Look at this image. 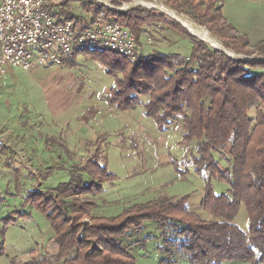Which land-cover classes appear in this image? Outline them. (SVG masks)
<instances>
[{"label":"trees","instance_id":"obj_1","mask_svg":"<svg viewBox=\"0 0 264 264\" xmlns=\"http://www.w3.org/2000/svg\"><path fill=\"white\" fill-rule=\"evenodd\" d=\"M167 1L171 8L188 13L206 27L226 48L250 55L259 52L264 57V40L255 52L249 50V36L224 16L223 0ZM72 3L79 4L85 13L77 15ZM120 4L112 0L113 6ZM49 9L55 16L73 19L78 25L85 24L86 18L101 16L129 29L139 40L145 34L157 39L164 23L163 27L178 30L191 41L187 55L152 49L139 62L107 50L76 54L92 51L114 75V68L122 69L126 61L135 64L129 76H115L116 86L109 91V102L121 110L142 105L145 115L155 119L161 129L173 120L182 122L183 143L197 147L192 155L194 172L205 181L200 206L210 216L193 210L189 195L162 194L134 204L117 216L100 218L82 230L81 220L91 217V207L96 204H77L64 194L72 191L73 196L93 189L94 182L85 184L73 177L56 188V198L47 192L36 194V205L54 229L50 241L55 252L30 257L22 264H136L122 238L129 230L141 229L146 221L159 223L165 236L160 246L163 252L174 255L176 247L190 264H264V59H236L192 35L166 13L144 6L118 11L98 0H55ZM144 95L148 99L142 102L140 96ZM254 108L256 115L252 117L250 111ZM6 151L0 143V155ZM216 153L224 155L225 168ZM92 159L83 170L96 175ZM214 180L226 182L227 190L216 192ZM242 205L249 219L248 230L236 221ZM66 212L72 214L71 218ZM169 228L173 236L168 235ZM4 254L0 249V256Z\"/></svg>","mask_w":264,"mask_h":264},{"label":"rangeland","instance_id":"obj_2","mask_svg":"<svg viewBox=\"0 0 264 264\" xmlns=\"http://www.w3.org/2000/svg\"><path fill=\"white\" fill-rule=\"evenodd\" d=\"M98 1L105 4L102 0ZM108 1L105 5H112V0ZM132 1L118 0L121 4L118 7L112 6L120 8ZM145 2L153 6L160 5L161 8L157 9L168 13L169 18L179 23L180 27L186 28L187 25L177 21L169 13L172 10L208 30L195 22L188 13L171 8L172 5L167 0ZM72 5L77 15L85 13L79 4ZM228 7L231 13L238 10L233 3ZM161 24L163 29L156 35L157 39L145 45L144 56L130 58L131 60L141 61L152 49L180 52L183 55L190 53L191 41L178 30L163 27L164 23ZM189 29L208 44L219 46L236 59H264L259 52L250 55L226 48L209 31L207 33L216 40ZM148 36L151 35L145 34L143 38ZM249 39V50L255 52L258 43L264 40V34L251 33ZM70 60L64 62V68L46 64L44 71L24 75L20 68L17 70V77L13 79L9 76L4 78L12 68L8 66L7 74L0 78V123L5 120L16 124L18 121L21 127L6 135L8 139L5 142L0 136V143L7 148V154L0 156V249L3 248L5 252L0 256V264H22L30 257H41L55 252L50 241L54 229L47 215L36 205L35 198L39 192L50 193L56 198V188L70 182L73 177L85 184L94 182L93 189L76 192L74 194L77 195L73 196H70L72 191L64 194L67 200L73 198L77 204L89 201L96 204L91 207V217L81 220L82 230L98 222L100 218L117 216L134 204L153 200L162 194L176 197L189 195L192 209L204 217L210 216L200 206L205 181L194 172L192 155L197 147L194 143H183L182 122L173 120L166 129H161L155 119L145 115L142 105L135 109L122 110L124 113H114L108 108L115 107L109 102V95L102 98L116 86L115 76H129L135 64L126 61L122 69L114 68V75L108 72L107 66L92 51L78 53L75 63L68 66ZM75 82L78 94L76 101L81 100V106H74L72 101L68 102L70 94L54 93L60 88L72 87L73 90ZM140 98L144 102L148 96ZM55 99H60L57 104ZM93 102L103 107L102 112H97L95 118L88 117L84 124L78 122L85 115L88 116V111L91 110L85 104L93 106ZM255 115L254 108L250 111V116ZM4 132V129H0V134ZM10 142L12 147L7 146ZM18 150L22 152L19 154ZM216 157L222 168H225L227 162L224 155L216 153ZM91 158L94 170L97 173L102 171L100 175H92L83 170ZM100 166L105 169H96ZM214 186L216 192H224L228 188L226 182L217 180H214ZM65 214L68 218L72 216L68 212ZM236 221L244 230H248L249 219L243 205ZM172 230L168 229V235L173 236ZM164 239L159 223L146 221L141 229L127 231L122 242L135 257L136 264H190L176 247L174 255L163 252L160 246ZM232 263L235 262L222 264Z\"/></svg>","mask_w":264,"mask_h":264},{"label":"built area","instance_id":"obj_3","mask_svg":"<svg viewBox=\"0 0 264 264\" xmlns=\"http://www.w3.org/2000/svg\"><path fill=\"white\" fill-rule=\"evenodd\" d=\"M53 1L0 0V78L7 74L8 66L24 70L46 64L62 66L82 50H107L137 59L144 56L145 45L153 42L151 36L139 40L129 29L101 16L86 18L82 25L59 18L49 9ZM145 3L133 0L118 9H160Z\"/></svg>","mask_w":264,"mask_h":264},{"label":"crops","instance_id":"obj_4","mask_svg":"<svg viewBox=\"0 0 264 264\" xmlns=\"http://www.w3.org/2000/svg\"><path fill=\"white\" fill-rule=\"evenodd\" d=\"M102 1L105 3L109 2L108 0H102ZM230 3H233L235 5V7L238 8V10L236 12L231 13L229 11L228 6ZM253 3H255V4H253ZM222 6H223L222 11L224 13V16L232 24H234L238 28V30H240L243 33H246L249 36V38H250L251 33L264 34V19H263L264 12H262L264 10V0H223ZM259 17L262 19H259ZM76 55L73 57L71 62L68 63V66L69 65L71 66V65H73V63H75ZM64 67H65V65L63 64L60 68H64ZM18 69H20V68H17V67L16 68H14V67L10 68L8 71V74L4 78H7L8 76L11 77L12 79L17 77V70ZM44 69H46V65H38V66H35L34 68H32L30 70H24V69L22 70L21 69L22 70L21 74L24 75V73H29V72L30 73H36L38 71H44ZM76 87H77V82H75L73 90H72V87L69 89L68 88H60V90H55L54 93H62V95H67V94L69 95L70 94L71 97L68 99V102L70 103L72 101V104L74 106H81L80 105L81 100L76 101V97L78 96V94L75 90ZM108 93H109V91H108ZM108 93L106 92V94L104 96H102V98L105 99L109 95ZM54 96H55V94H54ZM72 97H73V99H72ZM59 100L60 99H58V100L55 99V103L57 104V102ZM85 105L87 107H91V110L88 111V116L85 115L81 120L78 121V122H81L82 124L86 123L88 117H90V118L94 117L95 118L98 115L97 112H102V109H103V107L99 106L95 102H93V106H91L90 104H85ZM70 106H72V105H70ZM108 108L111 112H114V113H118V112L124 113V111L117 109L116 107L108 106ZM30 123L33 124V122H31V121H30ZM28 124H29V122H28ZM16 128H21L18 121L16 122V124L14 122L10 124V123L6 122L5 120L2 123H0V129L5 130L4 133L0 134V136H2V139L4 142L7 141V139H8V136H6V135L14 133ZM1 132H3V131H1ZM5 133H7V134H5ZM92 140H94V139H92ZM14 141H15V139H14ZM15 142H17V140ZM7 146L12 147L11 142L8 143ZM16 146L19 147L18 144ZM22 150H18L19 154H20V152H22ZM23 152H24V150H23ZM0 156H4V155H0Z\"/></svg>","mask_w":264,"mask_h":264},{"label":"bare ground","instance_id":"obj_5","mask_svg":"<svg viewBox=\"0 0 264 264\" xmlns=\"http://www.w3.org/2000/svg\"><path fill=\"white\" fill-rule=\"evenodd\" d=\"M109 3V2H107ZM156 6V5H154ZM160 6V5H159ZM158 6V7H159ZM163 6V5H162ZM165 7V6H164ZM161 8V7H160ZM166 9V8H165ZM169 11V10H168ZM171 15H173L176 19L180 20L181 22H184L189 28H191L193 31L201 33L203 35H205L208 39L211 40H216L214 36L210 35L209 33H207L206 30H204V28L200 27L199 25L195 24L192 20H190L189 18L181 15V14H177L175 11L172 10V12H169ZM202 37V36H201ZM217 44L220 45V42L217 41Z\"/></svg>","mask_w":264,"mask_h":264},{"label":"water","instance_id":"obj_6","mask_svg":"<svg viewBox=\"0 0 264 264\" xmlns=\"http://www.w3.org/2000/svg\"><path fill=\"white\" fill-rule=\"evenodd\" d=\"M112 6V5H111ZM112 9H115V10H118V8H115V7H112ZM168 14V13H167ZM175 18V17H174ZM176 19V18H175ZM177 21H180V20H178V19H176ZM181 22V21H180ZM182 23V22H181ZM183 24V23H182ZM184 25V24H183ZM185 26V25H184ZM186 28H187V26H185ZM191 33H192V35H194V36H196V37H198L199 39H201V40H204V39H202V38H200L199 36H197L196 34H194L189 28H187ZM205 41V40H204ZM211 45H213V44H211ZM213 47H215V48H218V49H222V48H220L219 46H214L213 45ZM227 52V51H226ZM230 56H233L232 54H229ZM257 58H259V59H263V58H261V57H257ZM245 59H252V58H245ZM245 59H240V60H245Z\"/></svg>","mask_w":264,"mask_h":264}]
</instances>
